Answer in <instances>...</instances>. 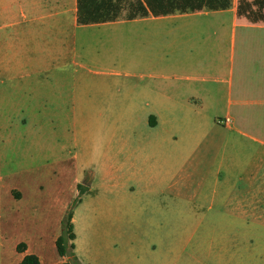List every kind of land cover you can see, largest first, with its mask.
<instances>
[{
  "label": "crops",
  "instance_id": "1",
  "mask_svg": "<svg viewBox=\"0 0 264 264\" xmlns=\"http://www.w3.org/2000/svg\"><path fill=\"white\" fill-rule=\"evenodd\" d=\"M100 1L0 0V116L24 81L46 76L71 180L59 214L78 197L75 256L77 212L94 200L108 220L131 203L143 220L135 230L156 236L160 258L163 209L183 203L180 220L257 219L258 243L231 239L223 264H264V22L237 17V0L158 17L140 14L142 0Z\"/></svg>",
  "mask_w": 264,
  "mask_h": 264
},
{
  "label": "rangeland",
  "instance_id": "2",
  "mask_svg": "<svg viewBox=\"0 0 264 264\" xmlns=\"http://www.w3.org/2000/svg\"><path fill=\"white\" fill-rule=\"evenodd\" d=\"M121 1L126 7L132 0ZM234 2L236 0H232ZM22 86V93L17 94V105L8 103L0 116V249L4 254L3 262L16 264V246L23 243L24 252L36 255L40 264L68 263L69 258L58 257L54 246L65 211L77 198L59 214L57 202L67 194L71 181L70 174L63 172L68 166L64 161L68 156L59 146L64 132L63 109L52 108L45 101V75L24 81ZM203 169L202 175H205L208 167ZM203 206H207L206 202ZM105 207L100 200H94L77 212V255L81 264H142L163 258L167 264H223L229 259L225 251L228 241L245 236L256 244L258 230L263 229L251 215L240 221L180 220L173 213L187 212L189 207L183 203H169L160 221L165 225L160 238L168 252L160 258V252L153 253L158 251L156 236H146L143 235L145 231L135 230L134 224L143 220L132 219L135 207L131 203L119 201L111 220L100 214Z\"/></svg>",
  "mask_w": 264,
  "mask_h": 264
},
{
  "label": "trees",
  "instance_id": "3",
  "mask_svg": "<svg viewBox=\"0 0 264 264\" xmlns=\"http://www.w3.org/2000/svg\"><path fill=\"white\" fill-rule=\"evenodd\" d=\"M142 2V3H141ZM137 1L138 11L142 16L149 13L153 17L164 16L174 12L192 13L201 10H224L231 5V0H142ZM100 3L106 4L105 0ZM237 17H243L251 23L264 22V0H237L236 4ZM92 17V16H91ZM99 18V17H92ZM101 19H112L115 16L104 13ZM77 190L81 193L83 187L77 185ZM78 197L73 199L60 223V235L55 239L54 246L58 257H68L69 262L63 264H81L74 254L75 234L72 224L73 209L77 205ZM24 244L20 243L16 246L18 253L24 252ZM19 264H40L39 258L34 254H26L22 257Z\"/></svg>",
  "mask_w": 264,
  "mask_h": 264
},
{
  "label": "water",
  "instance_id": "4",
  "mask_svg": "<svg viewBox=\"0 0 264 264\" xmlns=\"http://www.w3.org/2000/svg\"><path fill=\"white\" fill-rule=\"evenodd\" d=\"M91 178L90 177H84V179L81 181V185L83 186H90Z\"/></svg>",
  "mask_w": 264,
  "mask_h": 264
}]
</instances>
